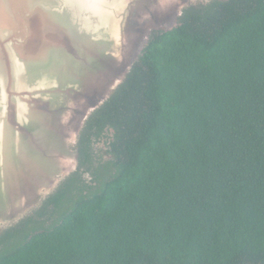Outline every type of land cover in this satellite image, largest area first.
<instances>
[{
    "label": "trees",
    "instance_id": "16d2710c",
    "mask_svg": "<svg viewBox=\"0 0 264 264\" xmlns=\"http://www.w3.org/2000/svg\"><path fill=\"white\" fill-rule=\"evenodd\" d=\"M70 146L0 264H264V0L186 5Z\"/></svg>",
    "mask_w": 264,
    "mask_h": 264
},
{
    "label": "water",
    "instance_id": "95a60500",
    "mask_svg": "<svg viewBox=\"0 0 264 264\" xmlns=\"http://www.w3.org/2000/svg\"><path fill=\"white\" fill-rule=\"evenodd\" d=\"M192 1L0 0V232L76 169L87 117Z\"/></svg>",
    "mask_w": 264,
    "mask_h": 264
},
{
    "label": "rangeland",
    "instance_id": "374dc122",
    "mask_svg": "<svg viewBox=\"0 0 264 264\" xmlns=\"http://www.w3.org/2000/svg\"><path fill=\"white\" fill-rule=\"evenodd\" d=\"M177 23H178V18H176V19H174V20H172L171 22H169L167 25H165L164 27H159L160 28V30H165L166 28H171V27H173V26H175V25H177ZM165 28V29H164ZM154 31V30H153ZM61 178H63V177H61ZM65 178V177H64ZM49 192H51V190L50 191H48L47 193H45L44 194V196L46 195V194H48ZM33 209V208H32ZM32 209H30L29 211H31ZM29 211H27V212H25V213H28ZM25 213H23V214H25ZM22 214V215H23ZM22 215H20V216H22ZM19 216V217H20ZM18 217V218H19Z\"/></svg>",
    "mask_w": 264,
    "mask_h": 264
}]
</instances>
